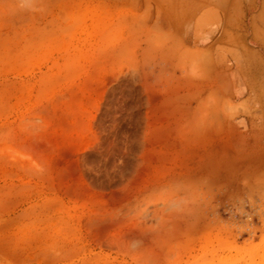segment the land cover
<instances>
[{
  "label": "rangeland",
  "instance_id": "374dc122",
  "mask_svg": "<svg viewBox=\"0 0 264 264\" xmlns=\"http://www.w3.org/2000/svg\"><path fill=\"white\" fill-rule=\"evenodd\" d=\"M0 264H264V0H0Z\"/></svg>",
  "mask_w": 264,
  "mask_h": 264
},
{
  "label": "crops",
  "instance_id": "0c3cea01",
  "mask_svg": "<svg viewBox=\"0 0 264 264\" xmlns=\"http://www.w3.org/2000/svg\"><path fill=\"white\" fill-rule=\"evenodd\" d=\"M170 18H171V21H170V20H169V21H170V23L172 22L171 25L173 24V25H172L173 28H176V24H174V23H173L174 21H172V18L174 19V18H175V15L169 17V19H170ZM177 27H178V26H177ZM231 85H232V87L234 86V88H235V86H236L235 83L232 84V82H231ZM241 114H243V113H241ZM239 116H240L241 119H245V120L247 121V124L249 125V123H250V118H248L246 115H242V116L239 115Z\"/></svg>",
  "mask_w": 264,
  "mask_h": 264
}]
</instances>
